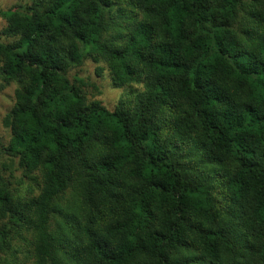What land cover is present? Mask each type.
I'll return each instance as SVG.
<instances>
[{"label": "trees", "instance_id": "obj_1", "mask_svg": "<svg viewBox=\"0 0 264 264\" xmlns=\"http://www.w3.org/2000/svg\"><path fill=\"white\" fill-rule=\"evenodd\" d=\"M0 15V89L15 85L0 153L32 182L0 170V264H264V0ZM85 58L141 84L132 104L87 98L70 72Z\"/></svg>", "mask_w": 264, "mask_h": 264}, {"label": "rangeland", "instance_id": "obj_2", "mask_svg": "<svg viewBox=\"0 0 264 264\" xmlns=\"http://www.w3.org/2000/svg\"><path fill=\"white\" fill-rule=\"evenodd\" d=\"M17 2H20V0H0V10H6ZM22 2L30 3L31 0H22ZM5 24L6 20L0 15V29ZM96 65L90 58H85L79 68L76 67L70 71L72 74H79L89 83L85 87L87 98L92 100L97 99L109 109L119 100L132 104L134 94L142 88L141 84H130L121 87L114 86L106 69L100 75L96 74ZM94 85L96 86L95 88ZM14 88V83H11L0 89V146L6 144L10 135L8 129L2 125L1 120L13 103ZM0 170L8 177L12 187H18L24 192L28 190L29 184L32 183L28 178L23 176V170L18 166L17 160L11 159L2 153H0ZM9 175H12V177ZM19 179L22 182H19ZM16 244L22 249L21 251H24L18 253V256L22 259L23 255H27V251L20 240H17ZM25 264H30V262L26 261Z\"/></svg>", "mask_w": 264, "mask_h": 264}]
</instances>
